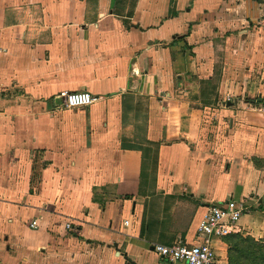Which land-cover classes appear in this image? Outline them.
I'll return each instance as SVG.
<instances>
[{
  "label": "crops",
  "instance_id": "1",
  "mask_svg": "<svg viewBox=\"0 0 264 264\" xmlns=\"http://www.w3.org/2000/svg\"><path fill=\"white\" fill-rule=\"evenodd\" d=\"M135 1L0 0V220L45 228L68 200L115 264H185L154 245L235 198L230 236L264 242V0ZM78 90L98 99L68 108Z\"/></svg>",
  "mask_w": 264,
  "mask_h": 264
},
{
  "label": "rangeland",
  "instance_id": "2",
  "mask_svg": "<svg viewBox=\"0 0 264 264\" xmlns=\"http://www.w3.org/2000/svg\"><path fill=\"white\" fill-rule=\"evenodd\" d=\"M134 1L128 0V9L132 7ZM129 27L127 25V28ZM61 204L60 214L53 217L54 222L48 223L45 228L41 226L33 228L27 222H32L31 217L15 219L14 222L8 217L2 218L0 220V264H106V262L101 263V260H108V258L109 264H115L112 260L114 258L112 250L111 255L107 256L97 246L93 247L91 243H87L84 238H75L77 236L76 231L73 230L75 225L73 227L71 224L72 229L70 226L67 227V224L64 225V217H68L72 203L65 200ZM46 205L48 209V203ZM54 205L53 202L49 203V208H54ZM260 243L262 245L258 247L249 240L244 243L239 242L237 247L242 249L243 255L239 258L242 264H264L262 262L264 242Z\"/></svg>",
  "mask_w": 264,
  "mask_h": 264
},
{
  "label": "built area",
  "instance_id": "3",
  "mask_svg": "<svg viewBox=\"0 0 264 264\" xmlns=\"http://www.w3.org/2000/svg\"><path fill=\"white\" fill-rule=\"evenodd\" d=\"M63 97L68 108H78L93 104L98 97L88 90L64 91ZM264 109V102L260 106ZM251 207L245 202L230 198L226 201L211 202L205 206V212L197 222V243L183 240L172 244L157 243V254L170 261H183L185 264H218L212 240L232 234L240 217L249 212ZM36 221L31 223L35 227ZM71 226L70 222L67 227Z\"/></svg>",
  "mask_w": 264,
  "mask_h": 264
},
{
  "label": "trees",
  "instance_id": "4",
  "mask_svg": "<svg viewBox=\"0 0 264 264\" xmlns=\"http://www.w3.org/2000/svg\"><path fill=\"white\" fill-rule=\"evenodd\" d=\"M119 1L123 6H121L120 4H119V6L116 5L115 9H114V13L117 14L118 16H131L133 13V7H134L136 1H134V3L132 4V7L130 9H128V6H127L128 0H119ZM174 1L175 0H171V10H170L171 14L175 13V11L172 10V7L175 6ZM121 8H124V9L121 10ZM127 9H128V11H127ZM225 240L229 245V249H228V251H229V253H228L229 254V264H242V262H240V260H239L240 255L241 256L243 255V254H241L242 249L237 247L239 242L244 243L245 241L249 240V241H252L253 245H255V246L260 247L262 245L260 243V241H256L251 237H243L241 235H231V236L227 235V236H225ZM262 260H263L262 262H264V258Z\"/></svg>",
  "mask_w": 264,
  "mask_h": 264
}]
</instances>
